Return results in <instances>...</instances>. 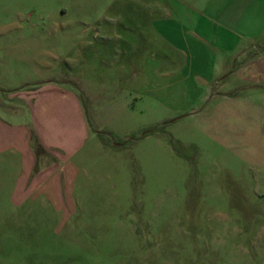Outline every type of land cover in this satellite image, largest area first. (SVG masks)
<instances>
[{
	"label": "rangeland",
	"instance_id": "obj_1",
	"mask_svg": "<svg viewBox=\"0 0 264 264\" xmlns=\"http://www.w3.org/2000/svg\"><path fill=\"white\" fill-rule=\"evenodd\" d=\"M144 1L0 0L1 96L30 94L20 82L68 79L62 90L77 95L88 127L64 118L60 95L41 104V139L55 146L47 162L58 167L46 168L38 145L42 185L24 198L25 169L0 154V264H264V90L241 82L238 62L229 78L238 100L215 112L203 100L182 115L159 68L143 88L106 67L117 16L140 24L136 64L158 60ZM250 54L263 59L264 43Z\"/></svg>",
	"mask_w": 264,
	"mask_h": 264
},
{
	"label": "crops",
	"instance_id": "obj_2",
	"mask_svg": "<svg viewBox=\"0 0 264 264\" xmlns=\"http://www.w3.org/2000/svg\"><path fill=\"white\" fill-rule=\"evenodd\" d=\"M142 4L148 10V15L153 11L156 15L147 20L155 36H148L146 42L147 45L158 46L150 53L147 51L151 56L157 55L158 60L144 58L140 65L136 64L134 56L137 52L132 37L135 36L136 27H140L139 22L135 18H129L126 22L121 16L112 19L114 48L112 61L106 67H118L121 76L126 70L131 71L132 75L127 77L129 84L138 82L143 88H150L152 69L159 68V74L165 76V85L160 86L170 87L172 98H182V115L186 111L194 112L190 105L203 100L213 99L216 102L214 112L221 105L227 107V104L238 100L239 96L229 87V78L234 74L238 62L241 64L236 74L241 82H247L248 87L264 90V58L250 59L251 51H257L264 43V0H145ZM117 26L127 32L128 38L119 34ZM143 34L145 38L147 35ZM121 42L126 48L120 47ZM258 60L263 63H257ZM81 67L97 66L85 61ZM134 67H139L140 74H135L138 72H134ZM67 81L65 78L57 80L49 77L20 82L22 88L31 90L30 94L21 98L19 95L7 98L0 93V154L7 166L17 165L19 169H25L23 173L19 170V196L23 198L39 192L42 185L38 174L33 172L34 165L37 167L35 151L38 145L45 153L44 162L49 161V157L54 158V144L41 139L43 128L38 123L41 104L49 103L52 95H60L67 103L64 118L70 122L74 116L81 131H88L77 95L66 88L62 90L61 86ZM113 85L116 86L115 83ZM214 87L227 89L220 92ZM17 88L19 83L10 90L18 91ZM2 89L9 88L5 86ZM37 94L39 98L35 97ZM122 105L126 110L129 101L125 99ZM124 110L119 112L125 113ZM227 113L226 110L223 114ZM50 129H47L49 133L52 131ZM29 133L38 138L30 141ZM75 149L67 152L72 153ZM57 167L58 164L56 166L53 162L46 165V168H54L53 171Z\"/></svg>",
	"mask_w": 264,
	"mask_h": 264
}]
</instances>
